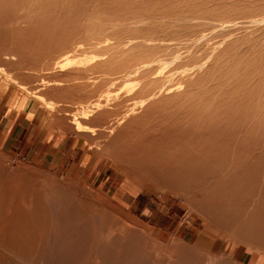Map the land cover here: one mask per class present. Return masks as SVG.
<instances>
[{
	"label": "rangeland",
	"instance_id": "rangeland-1",
	"mask_svg": "<svg viewBox=\"0 0 264 264\" xmlns=\"http://www.w3.org/2000/svg\"><path fill=\"white\" fill-rule=\"evenodd\" d=\"M0 86L76 147L62 167L0 153L46 201L0 184V264L264 257V0H0ZM101 101L142 123L101 130Z\"/></svg>",
	"mask_w": 264,
	"mask_h": 264
},
{
	"label": "crops",
	"instance_id": "crops-1",
	"mask_svg": "<svg viewBox=\"0 0 264 264\" xmlns=\"http://www.w3.org/2000/svg\"><path fill=\"white\" fill-rule=\"evenodd\" d=\"M65 139L59 136V129L53 122L48 121V113L41 111L33 99L11 87L0 86L1 154L28 163H54L62 167L76 149L67 145ZM245 254L238 255L236 264H264V257L247 258Z\"/></svg>",
	"mask_w": 264,
	"mask_h": 264
},
{
	"label": "bare ground",
	"instance_id": "bare-ground-1",
	"mask_svg": "<svg viewBox=\"0 0 264 264\" xmlns=\"http://www.w3.org/2000/svg\"><path fill=\"white\" fill-rule=\"evenodd\" d=\"M21 31V30H20ZM30 32V31H29ZM22 33V32H21ZM28 33V32H27ZM31 33V32H30ZM24 34V33H23ZM28 35H30V38H31V34H28ZM33 35V34H32ZM34 35H37L36 33H34ZM42 35V34H41ZM39 36V35H38ZM22 37V36H21ZM25 37V36H24ZM35 38H37L36 36H34ZM34 38V39H35ZM43 38V37H42ZM26 39V38H25ZM43 39H46L45 37L43 38ZM37 40H40V39H37ZM22 41H23V39H22ZM33 41V40H32ZM36 41V40H35ZM46 41V40H45ZM49 41H50V39H49ZM25 42V41H24ZM31 42V41H30ZM52 43H54L53 41H51ZM50 42V43H51ZM29 43V42H28ZM32 43V42H31ZM36 43H38V42H36ZM36 43H33V44H35L36 45ZM41 43V42H40ZM26 44V43H25ZM44 44H47V42H45ZM31 45V44H30ZM43 45V44H42ZM58 45V44H57ZM57 45H55V47L57 46ZM27 46H29V45H27ZM26 46V47H27ZM37 46V45H36ZM35 46V47H36ZM47 46V45H46ZM70 46V45H69ZM34 47V48H35ZM39 47V46H38ZM42 47H44V46H42ZM49 47V46H48ZM55 47H53L54 49H55ZM41 48V47H40ZM42 49V48H41ZM45 49V48H44ZM28 50V49H27ZM35 50V49H34ZM46 50V49H45ZM51 50V49H50ZM59 50V49H58ZM62 50V49H61ZM15 51H16V49H15ZM52 51V50H51ZM19 52V51H18ZM49 52V51H48ZM53 52H55L54 50H53ZM16 53V52H15ZM27 53V52H26ZM36 53H37V51H36ZM54 55H57V54H54ZM31 56H33V54L31 55ZM34 56H36V55H34ZM42 56H43V54H42ZM37 58V57H36ZM66 61V60H65ZM53 64V63H52ZM58 64V63H57ZM77 64V63H76ZM75 64V65H76ZM70 66V65H69ZM54 67H56V66H54ZM58 67V66H57ZM65 67L66 66H62L61 67V69L63 68V69H65ZM97 68V67H96ZM69 69V68H68ZM94 69V68H93ZM101 85V84H100ZM173 88V87H172ZM69 89V88H68ZM70 90V89H69ZM155 92V91H154ZM148 95V94H147ZM106 97V96H105ZM108 97H109V95H108ZM98 98V97H97ZM99 98H101V97H99ZM102 98H104V97H102ZM107 99V98H106ZM109 99H110V97H109ZM140 100H141V102L137 105V107L138 106H140L141 104H145V103H142V101H144L145 100V98L143 97V98H140ZM109 101V100H108ZM104 102H105V100H104ZM102 103V101L101 102H97L95 105L93 104V106L91 107L93 110L94 109H101L102 111H100V113L101 114H99L100 116L99 117H101V120H100V122H99V124H101V130H103V131H110V132H112V131H114L115 130V132L116 131H119V132H121V134H122V132H124V131H126L127 129H129L130 127L132 128V126L136 123V121H138L136 118V121L132 118V116L130 115V114H127V112H128V110H130V109H128L127 110V108H126V110H125V112L122 110V112L120 111V109L116 106V108H118L119 109V111L120 112H118V109H117V111H113V109L112 110H108V111H106V109H104L103 107H104V104L105 103ZM145 102V101H144ZM154 103H153V105H155V101H153ZM157 102V101H156ZM90 103H92V102H90ZM111 103V102H110ZM147 101H146V105H147ZM113 104V106H111L110 104V107H113L114 109H116L115 108V105H114V103H112ZM133 104H135V103H133ZM161 104V103H160ZM129 105V104H128ZM87 106V105H86ZM119 106V105H118ZM124 106V105H123ZM136 106V105H135ZM134 106V107H135ZM148 106V105H147ZM160 106V105H159ZM130 107V106H129ZM134 107H133V105H132V107L131 108H133V110H134ZM142 107H144L143 105H142ZM149 107V106H148ZM148 107H146V108H148ZM151 107H152V105H151ZM83 108V107H82ZM123 108V107H122ZM154 108H156V107H154ZM162 108V107H161ZM139 109H142V108H139ZM152 109V108H151ZM158 109V108H157ZM163 109V108H162ZM143 110H144V108H143ZM142 110V111H143ZM161 110V109H160ZM135 111V110H134ZM165 111V110H164ZM90 112V111H89ZM98 112V111H97ZM133 112V111H132ZM136 112V111H135ZM141 112V111H140ZM147 112V111H146ZM153 112V111H152ZM85 113V112H84ZM87 113H88V111H87ZM99 113V112H98ZM142 113V112H141ZM140 113V114H141ZM164 113V112H163ZM161 114V113H160ZM133 115V114H132ZM137 115V114H136ZM143 115V114H142ZM157 115V114H156ZM135 116V115H134ZM164 116V115H163ZM162 116V117H163ZM80 117V116H79ZM83 117V116H82ZM81 117V118H82ZM139 117V116H138ZM143 117V116H142ZM149 117V116H148ZM151 117V116H150ZM155 117V116H154ZM154 117H152V118H154ZM163 118H165V117H163ZM77 119V118H76ZM75 119V120H76ZM85 120H87L86 119V117L84 118ZM141 118H139V120H140ZM146 119V118H145ZM149 119V118H148ZM78 120H80V119H78ZM77 120V121H78ZM83 120V119H82ZM155 120V119H154ZM159 120V119H158ZM161 120V119H160ZM76 121V122H77ZM81 121V120H80ZM151 121H152V119H151ZM75 122V121H74ZM79 122V121H78ZM77 122V123H78ZM87 122V121H86ZM133 122H134V124H133ZM140 121H138L136 124H135V126L134 127H137V125H138V123H139ZM160 122V121H159ZM77 123H75V124H77ZM84 123H85V121H84ZM97 122L95 121V122H93V125L94 124H96ZM140 123H142V122H140ZM75 124H73V126L75 125ZM86 124V123H85ZM98 124V123H97ZM159 124V123H158ZM165 124H167V122L165 123ZM79 125H80V123H79ZM82 125V124H81ZM145 125H147V124H145ZM139 126V125H138ZM141 126H142V124H141ZM77 127H79V126H77ZM81 127V126H80ZM79 127V128H80ZM145 127V126H144ZM143 127V128H144ZM74 128H76V127H74ZM131 128H130V131H132L131 130ZM138 128V127H137ZM146 128V127H145ZM155 128V127H154ZM171 128V127H170ZM81 129V128H80ZM134 129V128H133ZM142 129V128H141ZM155 129H158V128H155ZM155 129H153L154 131H155ZM174 129V128H173ZM139 130V129H138ZM143 130V129H142ZM142 130H140V131H142ZM152 130V131H153ZM78 131V130H77ZM128 131V130H127ZM126 131V132H127ZM134 131H136V129L134 130ZM133 131V132H134ZM144 131V130H143ZM153 131V132H154ZM158 131V130H157ZM156 131V132H157ZM161 131H163V130H161ZM161 131H160V135L161 134H163V133H161ZM118 132V133H119ZM173 132V131H172ZM117 133V134H118ZM130 133V132H129ZM135 133V132H134ZM142 133V132H141ZM151 133V132H150ZM179 133V132H178ZM178 133H176L175 135H177ZM126 134V133H125ZM128 134V133H127ZM130 134H132V132L130 133ZM129 134V135H130ZM143 134V133H142ZM182 134V133H181ZM120 135V133L118 134V136ZM136 135V134H135ZM141 135V134H140ZM157 135H158V132H157ZM121 136V135H120ZM137 136V135H136ZM135 136V137H136ZM139 136V135H138ZM142 136V135H141ZM141 136H140V138H141ZM174 136V135H173ZM179 136V135H178ZM135 137H134V139H135ZM152 137V136H151ZM158 137V136H157ZM166 137V136H165ZM170 137V136H169ZM172 137V136H171ZM180 137V136H179ZM179 137H175V139L177 140ZM101 138H103V136L101 137ZM127 138H129L128 140H130V138H132L133 139V137H127ZM127 138H125L126 140H127ZM137 138V137H136ZM143 138V137H142ZM181 138H182V136H181ZM188 138V137H187ZM190 138V137H189ZM99 139V138H98ZM104 139V138H103ZM102 139V140H103ZM125 139H123L124 140V142H125ZM144 139V138H143ZM148 139H149V137H148ZM162 139H164L163 137H162ZM107 140V139H106ZM105 140V141H106ZM136 140V139H135ZM150 140V139H149ZM169 140V139H168ZM143 141V140H142ZM144 141H146V137H145V140ZM148 141V140H147ZM157 141H158V138H157ZM170 141H171V139H170ZM101 142V141H100ZM121 142V141H120ZM128 142V141H127ZM131 142V141H130ZM134 142V141H133ZM166 142V141H165ZM173 142V141H172ZM132 143V142H131ZM151 143H152V141H151ZM121 144H123L122 142H121ZM127 144V143H126ZM137 144H139V143H137ZM169 144V143H168ZM125 145V144H124ZM135 145V144H134ZM133 145V146H134ZM150 145V144H149ZM166 145V144H165ZM130 146V145H129ZM138 147V146H137ZM147 147V146H146ZM133 148V147H132ZM136 148V147H135ZM122 149V148H121ZM143 149V148H142ZM164 149V148H163ZM118 150V149H117ZM134 150H136V149H134ZM134 150H133V152H134ZM138 150V149H137ZM152 150V149H151ZM150 150V151H151ZM184 150V149H183ZM102 151V150H101ZM127 151V150H126ZM132 151V150H131ZM147 151H149V150H147ZM137 152H139V151H137ZM140 152H142L143 154H144V152H143V150L142 151H140ZM157 152V151H156ZM160 152H161V149H160ZM120 153V152H119ZM146 153V152H145ZM149 152H147V154H148ZM163 153V152H162ZM183 153V152H182ZM115 154H117V153H115ZM126 154V153H125ZM132 154V153H131ZM150 154V153H149ZM152 154V153H151ZM127 156H128V154H126ZM137 155V154H136ZM154 155H155V153H154ZM161 155V154H160ZM132 156V155H131ZM152 156V155H151ZM122 157V156H121ZM124 158V157H123ZM143 158H145V157H143ZM159 158V157H158ZM127 159V158H126ZM168 161V160H167ZM157 163V162H156ZM122 166V165H121ZM124 167H126V165L124 166ZM122 169H123V166H122ZM133 169V168H132ZM1 170V169H0ZM124 170V169H123ZM131 171V170H130ZM126 172H128V170L126 171ZM133 175H134V171H133ZM139 175V174H138ZM136 176V175H135ZM24 176L21 174V173H13V172H9L8 171V169H4V170H1L0 171V184H1V186L3 185V186H5L4 187V189H2V190H6V191H8V190H10L9 188H16V189H18V192H17V194H19V193H22V194H24L25 195V193H27L28 191H27V189L29 190V189H32V188H34V185L33 186H30V185H32V184H30V185H27V186H23V184H22V178H23ZM24 178H26V176L24 177ZM28 180V179H27ZM30 181V180H29ZM28 181V182H29ZM35 181V180H34ZM27 182V181H26ZM29 183H31V182H29ZM38 183V182H37ZM35 184V183H34ZM2 186V187H3ZM36 186H37V184H36ZM35 186V187H36ZM1 187V188H2ZM38 187V186H37ZM36 187V188H37ZM40 187L41 186H39L37 189L38 190H40ZM0 188V189H1ZM35 188V190H36V192H35V194H31V193H28V197H27V195H25L26 196V198L29 200H27L28 202H29V206L31 207V206H33V205H35L36 206V204H38V201H39V199L40 200H44L43 198H40L39 196V192L40 191H38L37 189ZM48 188V187H47ZM58 187H56V186H53L52 187V189H48L49 191H50V197H51V194H56V191H57V194H63V193H65L63 190H59V193H58ZM60 189V188H59ZM2 190H0V191H2ZM45 190V189H44ZM4 191H2V192H4ZM5 191V192H6ZM33 190H30L29 192H32ZM61 191V192H60ZM62 191H63V193H62ZM1 192V193H2ZM11 192V191H10ZM9 192V193H10ZM45 193V192H44ZM67 193V192H66ZM64 194L63 196H65V195H67V194ZM16 194V195H17ZM41 194V193H40ZM43 194V193H42ZM56 194V195H57ZM2 195H3V193H2ZM1 195V196H2ZM11 195V194H10ZM48 195V197H49V193L47 194ZM18 196V195H17ZM21 196V195H20ZM24 196V197H25ZM59 196V195H58ZM67 196H70V195H67ZM47 197V196H46ZM53 197L55 198V196L53 195ZM52 197V198H53ZM9 198V197H8ZM52 198H50L49 200H51L52 201ZM69 198V197H68ZM71 198V197H70ZM1 199H2V197H1ZM5 199H7V196L5 197ZM4 199V200H5ZM72 200H73V198H71ZM8 200V199H7ZM25 200V199H24ZM47 200V199H46ZM48 200V201H49ZM58 200V199H57ZM63 200H64V197H63ZM63 200H62V202H63ZM69 200V199H68ZM3 201V200H2ZM6 201V200H5ZM9 201H10V199H9ZM21 201V200H20ZM45 201V200H44ZM59 201V200H58ZM67 200H65L64 202H66ZM69 201H71V200H69ZM12 202V201H11ZM10 202V203H11ZM23 202V201H22ZM46 202V201H45ZM63 202V203H64ZM4 203V202H3ZM15 203H17V201L15 202ZM61 203V202H60ZM62 203V204H63ZM7 204H9V203H7ZM12 204V203H11ZM14 204V203H13ZM18 204V203H17ZM16 204V205H17ZM39 204H43V202H40ZM38 204V205H39ZM50 204H51V202H50ZM71 203H69V205H70ZM45 205H47L46 203H45ZM68 205V204H67ZM12 206V205H11ZM15 206V205H14ZM21 206V205H20ZM62 206V205H61ZM8 207V206H7ZM38 207V206H37ZM45 207V206H44ZM14 208H17V207H14ZM45 208H47V207H45ZM44 208V209H45ZM63 208V207H62ZM6 210V209H5ZM8 210V209H7ZM15 210V209H14ZM46 210V209H45ZM17 211V210H16ZM47 211V210H46ZM12 214H13V210H12ZM14 214H15V212H14ZM38 215V214H37ZM12 215H10V217H11ZM14 216V215H13ZM32 216V215H31ZM31 218V217H30ZM16 219V218H15ZM7 221H8V219H6ZM9 220H10V218H9ZM13 220V219H12ZM43 220V219H42ZM7 221H5L2 225H3V228L4 227H6V226H4V225H8V223H7ZM11 221V220H10ZM9 221V222H10ZM12 222V221H11ZM35 222H36V220H35ZM119 222V221H118ZM7 223V224H6ZM14 223V222H13ZM14 225V224H13ZM16 225V224H15ZM27 226V225H26ZM12 227V226H11ZM28 227V226H27ZM14 228V227H13ZM6 230H7V228H5ZM20 229V228H19ZM12 229H10V231H11ZM3 231V230H2ZM2 231H0V232H2ZM4 232V231H3ZM45 232V231H44ZM10 233V232H9ZM8 233V234H9ZM23 233V232H22ZM112 233V232H111ZM15 234V233H14ZM14 234H12V235H14ZM115 234V233H114ZM117 234V233H116ZM116 234L114 235L116 238H117V236H116ZM3 235V234H2ZM6 236H7V234H6ZM5 235L3 236V237H6ZM16 237H17V235H15ZM114 236L112 237V238H114ZM119 236V235H118ZM9 237V236H8ZM125 237V236H124ZM9 239V238H8ZM7 239V240H8ZM121 239V238H120ZM123 239V238H122ZM1 240H2V238H1ZM17 240V239H16ZM21 240V239H20ZM25 240V239H24ZM110 240H111V236H110ZM3 241V240H2ZM2 241H0V244H1V242ZM105 241H107V240H105ZM113 241V240H112ZM9 242V241H8ZM116 242V241H115ZM114 242V243H115ZM113 243V242H112ZM117 243V242H116ZM26 244H28V243H26ZM103 244V243H102ZM2 247V246H1ZM1 247H0V251L3 249H1ZM30 250V249H29Z\"/></svg>",
	"mask_w": 264,
	"mask_h": 264
}]
</instances>
